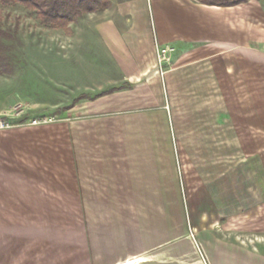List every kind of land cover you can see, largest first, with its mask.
Listing matches in <instances>:
<instances>
[{
  "label": "crops",
  "instance_id": "0c3cea01",
  "mask_svg": "<svg viewBox=\"0 0 264 264\" xmlns=\"http://www.w3.org/2000/svg\"><path fill=\"white\" fill-rule=\"evenodd\" d=\"M239 6L110 0L108 9L70 25L79 52L88 55L91 65L85 82L73 79L67 85H96L98 92L93 98L82 93L66 108L64 176L56 148L0 141V230L18 231L11 238L17 253L1 252L0 264H133L164 243L158 234L168 236L169 215H157L155 235V219L150 214L148 219L154 190L145 178L154 177L155 128L167 136L169 130L155 47H173V60L192 52L199 64H212L234 53L264 64V30L251 35L248 20L222 14ZM113 87L119 89L97 96ZM16 135L8 132L0 139ZM208 173L199 166L197 177L218 176L216 168ZM139 193L145 195L141 220ZM59 214L66 215L64 225ZM74 214L82 215L76 227Z\"/></svg>",
  "mask_w": 264,
  "mask_h": 264
},
{
  "label": "rangeland",
  "instance_id": "374dc122",
  "mask_svg": "<svg viewBox=\"0 0 264 264\" xmlns=\"http://www.w3.org/2000/svg\"><path fill=\"white\" fill-rule=\"evenodd\" d=\"M230 13L249 21L251 35L264 30V0L222 12ZM0 28L10 35L4 43L13 61L11 73L0 75V118L12 127L0 135L17 134L0 141L56 148L64 176L66 108L82 93L98 92L96 85H67L89 78V57L71 31L40 25L21 5L0 6ZM69 35L73 43L66 46ZM195 61L192 52L176 57L163 83L159 78L169 130L167 136L155 128L154 177L145 178L154 190L148 219L154 217L156 235L157 215L168 213L169 233L159 232L164 243L133 264H264V64L234 53L212 64ZM199 166L209 173L216 168L218 176L197 177ZM139 194L141 220L145 195ZM65 219L58 215L59 224ZM73 221L76 227L82 215ZM17 234L0 230V253H17L11 239Z\"/></svg>",
  "mask_w": 264,
  "mask_h": 264
},
{
  "label": "trees",
  "instance_id": "16d2710c",
  "mask_svg": "<svg viewBox=\"0 0 264 264\" xmlns=\"http://www.w3.org/2000/svg\"><path fill=\"white\" fill-rule=\"evenodd\" d=\"M199 4L220 8H231L247 3L249 0H194ZM21 5L29 10L40 25L65 32L70 25L86 14L99 13L110 7V0H0V6ZM10 35L0 28V75H8L13 68L9 47L4 43ZM113 87L97 96L112 93ZM80 99L76 100L78 102Z\"/></svg>",
  "mask_w": 264,
  "mask_h": 264
},
{
  "label": "built area",
  "instance_id": "2783aa9c",
  "mask_svg": "<svg viewBox=\"0 0 264 264\" xmlns=\"http://www.w3.org/2000/svg\"><path fill=\"white\" fill-rule=\"evenodd\" d=\"M174 53V48L171 46H158L155 47V74L161 79H163L167 73V68L172 65V55ZM12 126L5 119L0 118V130L10 129Z\"/></svg>",
  "mask_w": 264,
  "mask_h": 264
},
{
  "label": "clouds",
  "instance_id": "9594fccd",
  "mask_svg": "<svg viewBox=\"0 0 264 264\" xmlns=\"http://www.w3.org/2000/svg\"><path fill=\"white\" fill-rule=\"evenodd\" d=\"M65 40H66V46H71L72 45L73 42H72V38H71L70 35L65 37Z\"/></svg>",
  "mask_w": 264,
  "mask_h": 264
}]
</instances>
